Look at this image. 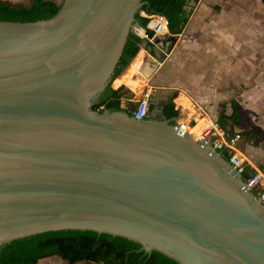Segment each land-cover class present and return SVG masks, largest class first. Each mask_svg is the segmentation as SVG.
Segmentation results:
<instances>
[{"label": "water", "instance_id": "obj_1", "mask_svg": "<svg viewBox=\"0 0 264 264\" xmlns=\"http://www.w3.org/2000/svg\"><path fill=\"white\" fill-rule=\"evenodd\" d=\"M144 4L63 0L49 18L0 20V247L91 230L179 264H264L259 197L221 150L176 132L182 114L93 108L146 30Z\"/></svg>", "mask_w": 264, "mask_h": 264}, {"label": "crops", "instance_id": "obj_2", "mask_svg": "<svg viewBox=\"0 0 264 264\" xmlns=\"http://www.w3.org/2000/svg\"><path fill=\"white\" fill-rule=\"evenodd\" d=\"M54 1L59 4L58 0ZM186 9L191 13L183 31L176 36L166 30L156 38L153 35L152 42L145 36L146 30L140 29L138 34L144 38L145 51L141 64L138 68L133 64L135 56L127 72L116 77L113 84L131 88L134 79L145 77L144 83L161 93L159 107L163 112L164 105L172 100L174 109L192 125V132L203 120L217 122L229 134L239 132L241 138L237 148L248 166L264 171L260 159L264 157L263 149L252 144L257 134L251 131L255 126L264 127V3L262 0H198L190 1ZM162 39L166 40L165 45L159 41ZM147 41L153 44L152 48L147 46ZM162 48L166 51L163 50L160 57ZM197 61L204 65L203 69L198 64L193 66ZM202 72L206 82L204 87L197 81L202 78ZM160 73L162 77H158ZM156 79L158 81L153 83ZM165 93L168 98L163 97ZM181 97L183 100L178 103ZM184 97L189 99V104ZM143 98L149 101V94ZM174 98L178 106H175ZM149 111L154 117H161L150 101ZM259 139L264 143V129ZM47 258L53 259L49 264L63 262L55 256Z\"/></svg>", "mask_w": 264, "mask_h": 264}, {"label": "trees", "instance_id": "obj_3", "mask_svg": "<svg viewBox=\"0 0 264 264\" xmlns=\"http://www.w3.org/2000/svg\"><path fill=\"white\" fill-rule=\"evenodd\" d=\"M141 10L148 15L156 14L166 17L168 31L176 36L183 31L191 11L186 9L190 1L198 0H144ZM264 3V0H262ZM60 4L54 0H31L29 6H15L5 0H0V20L7 21H35L53 16ZM137 22L146 28L149 18L139 13ZM149 38L154 35L151 29L146 28ZM144 38L130 33L124 46L123 53L115 69L114 78L122 73L130 60L139 50ZM149 48L153 44L147 41ZM144 53L138 51L133 64L138 68ZM124 86L118 88L108 87L94 104L93 108L103 110H126L132 114L131 107H122L121 98L125 94ZM172 98V97H171ZM170 98V99H171ZM185 98V97H184ZM183 100V98L181 97ZM180 99V100H181ZM186 99V98H185ZM164 115L168 118L176 116L179 112L167 101L164 105ZM224 155L227 154L224 152ZM253 169L243 175L249 176ZM58 257L67 264L77 262L101 264H179L174 259L159 251L145 254L140 245L120 236L106 233H97L91 230H57L15 239L0 247V264H37L47 257Z\"/></svg>", "mask_w": 264, "mask_h": 264}, {"label": "built area", "instance_id": "obj_4", "mask_svg": "<svg viewBox=\"0 0 264 264\" xmlns=\"http://www.w3.org/2000/svg\"><path fill=\"white\" fill-rule=\"evenodd\" d=\"M149 22L146 28L151 29L155 35L163 34L168 30V21L166 17L162 15H147ZM147 36V34H145ZM118 88V87H116ZM127 107V106H122ZM134 118L141 120L150 118L149 113V101L147 98H141L136 101V105L132 110ZM201 129L198 135L192 133L189 128V123L182 117L175 121V130L179 135H183L186 132H190L195 140H204L210 142L216 149L221 150L227 154V159L231 167L238 173L244 175L250 167L248 166L243 154L237 148V142L241 138L239 132L229 134L224 130L217 122L210 120L201 121ZM243 189H250L260 199L264 207V171L254 169L249 176L244 177Z\"/></svg>", "mask_w": 264, "mask_h": 264}, {"label": "rangeland", "instance_id": "obj_5", "mask_svg": "<svg viewBox=\"0 0 264 264\" xmlns=\"http://www.w3.org/2000/svg\"><path fill=\"white\" fill-rule=\"evenodd\" d=\"M58 2H59V4H61L62 2H63V0H58ZM12 5H15V6H29L30 5V3H31V0H16V1H13V2H10ZM142 12V11H141ZM140 12V14L141 15H143V13H141ZM143 37H144V35H143ZM151 39V41L152 42H154V40H153V38H150ZM187 43H188V41L187 40H185ZM143 44L144 43H142L141 44V46H140V48H139V51H142L143 53H145V51H144V49H143ZM202 44V43H201ZM157 50V49H156ZM162 51H160L159 53H160V57L163 55L162 53H163V50L164 51H166V49H164V48H162L161 49ZM131 61V60H130ZM187 60H185V62H186ZM130 63V62H129ZM129 63H128V65H127V67L124 69V73L125 72H127L126 71V69L128 70V66H129ZM195 64H198L199 66H201L202 67V69H203V67H204V65H202L201 63H200V61H197V62H193V66H196ZM182 74H183V72H182ZM201 73H199V75H200ZM162 75V73H160L159 74V76L158 77H162L161 76ZM205 77H204V72H202V78L201 79H197V81H198V84L200 85V86H203L204 87V84H206V82H205ZM213 80H216V79H214V78H212ZM143 80V81H142ZM144 81H145V77H141L140 79L138 78V79H134V82H131L130 83V86H131V88H124V92H125V94L124 95H126L127 93H129V91H132V92H134V94H135V97H134V102H130L128 99H125L123 96H122V98H121V105L122 106H127V107H131L132 109L134 108V106L136 105L135 104V102L139 99V98H143V97H145L147 94H149V101L152 103V105H153V109L154 110H156V109H158L159 108V106H160V102H161V100L159 99V95L161 94L160 92H159V90H157V89H150L145 83H144ZM158 80L156 79V80H153V83H156ZM217 81V80H216ZM190 82H191V79H190ZM203 82V83H202ZM212 82H214V81H212ZM151 84H152V82H151ZM155 85V84H154ZM110 87H112V88H116L115 87V82H114V84H113V81L110 83ZM147 89H150V92H147ZM171 94V93H170ZM168 93H165V95L163 96V97H167L168 98ZM175 96V95H174ZM172 98H173V96H171ZM228 97H229V99H228V101H229V103L231 102V96H230V93L228 94ZM181 99V98H180ZM180 99H178L177 100V102L179 103V102H182V100H180ZM188 98H186V100H187ZM234 99V98H233ZM166 101L168 100V99H165ZM174 102H175V106H178V103L175 101V98H174ZM130 104V105H129ZM228 106V105H227ZM183 118V117H182ZM264 129V127H262V126H260V127H258V126H255V128H252V130L251 131H253L252 133L253 134H257V137H255L254 139H252V144H254V146H258V148H262L263 149V151H264V143H263V141L262 140H260L259 138H260V136H261V133H262V130ZM256 130V131H255ZM262 151V155L264 156V152ZM261 159V163L262 164H264V157H261L260 158ZM58 260H60L59 258H57ZM53 259H51V258H43V259H41V260H39L38 262H37V264H49V261H52ZM60 264H67V262L66 261H64L63 260V262H61Z\"/></svg>", "mask_w": 264, "mask_h": 264}, {"label": "bare ground", "instance_id": "obj_6", "mask_svg": "<svg viewBox=\"0 0 264 264\" xmlns=\"http://www.w3.org/2000/svg\"><path fill=\"white\" fill-rule=\"evenodd\" d=\"M135 32H137V33H139L140 32V28H138V27H136L135 28ZM134 69H135V67H134ZM188 100L189 99H187L186 101L188 102ZM186 102V104H189L190 103V101L187 103ZM185 105V104H184ZM188 107V106H187ZM189 108V107H188ZM197 127V128H196ZM196 127H194L195 128V130L193 129V131L194 132H192V125L189 123V128H190V131L192 132V133H195V135H198V132H199V130L201 129V124L199 125V126H196Z\"/></svg>", "mask_w": 264, "mask_h": 264}, {"label": "flooded vegetation", "instance_id": "obj_7", "mask_svg": "<svg viewBox=\"0 0 264 264\" xmlns=\"http://www.w3.org/2000/svg\"><path fill=\"white\" fill-rule=\"evenodd\" d=\"M159 41H162L163 42V44L165 45L166 44V40L165 39H162V40H159ZM170 102L172 103L173 101L172 100H170ZM55 258H58V257H55ZM60 259V258H59ZM62 260V259H61Z\"/></svg>", "mask_w": 264, "mask_h": 264}]
</instances>
